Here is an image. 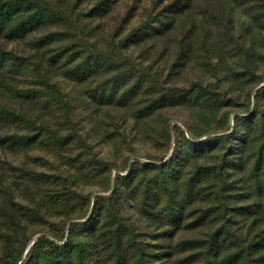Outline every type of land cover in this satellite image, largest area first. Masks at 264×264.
<instances>
[{"label": "trees", "instance_id": "16d2710c", "mask_svg": "<svg viewBox=\"0 0 264 264\" xmlns=\"http://www.w3.org/2000/svg\"><path fill=\"white\" fill-rule=\"evenodd\" d=\"M197 2L0 0V150L74 168L3 176L0 264H264V0ZM194 60L215 80L180 84ZM107 109L121 124L106 137L127 124L155 152L98 156ZM84 174L100 193L77 189ZM48 215L66 219L35 237Z\"/></svg>", "mask_w": 264, "mask_h": 264}, {"label": "rangeland", "instance_id": "374dc122", "mask_svg": "<svg viewBox=\"0 0 264 264\" xmlns=\"http://www.w3.org/2000/svg\"><path fill=\"white\" fill-rule=\"evenodd\" d=\"M205 1L206 0H198L195 7L197 13L203 12L206 9ZM109 21L112 22L113 18H110ZM175 43L176 42L174 38H169L163 45L165 47L168 45L173 46L175 45ZM135 54L138 55L139 52H136ZM142 56L149 57L145 53L142 54ZM195 60L193 62H190L185 71L178 77L177 81L180 84H189L193 80L199 79L205 82H208L209 80H215L213 73L206 67L205 69L201 67V65ZM229 60L232 61V58H230ZM238 86L239 85L235 86L236 88H231V86L228 87V89L230 90L229 96L233 95L236 96V98H240L238 101L239 103L247 102L249 93L248 89H239ZM239 105L241 104H238V106L232 107L230 109H233L232 111L239 110L241 108L239 107ZM108 109L104 113L105 131L89 130L91 135L90 137H88V139L89 141L93 142L94 150L98 156L106 159L111 163L120 164L122 160L126 158V156L133 153H136L138 155H145L150 152H155L154 145L151 142H148V140H144V142L141 139V132H138L137 129H133L127 124H123L124 126L120 128V132H123L125 134V138L127 139L126 141L117 140L115 142H112L110 138L106 137L108 133L107 130L113 129V131H116L117 128L119 129V125L121 124V121L119 120L115 122L118 111H108ZM165 114L171 117L173 123H178L184 126L183 121H185V119L187 118L186 111L173 108L167 110ZM96 133L99 134H97V136H93ZM14 164L25 165L33 169L58 174H66L73 171L74 169L72 164L68 162L67 157L63 156L58 150H48L41 148L37 150H31L28 154H25L24 152L12 153L11 151L0 150V186L3 176L6 177L7 174L13 172V169L11 167ZM3 180L5 182V178ZM77 189L85 194L89 192L100 193L102 186L99 180L92 178L90 174H84L82 175L80 186H77ZM17 193L18 192L16 191V194ZM0 195L3 194L0 192ZM125 211L126 214L130 216L141 229L145 231L148 230V228H146L147 225L145 224V221L140 219V216L137 214L134 207H130L126 204ZM64 219L66 218H64L62 215L46 216V219L43 222L32 228V230L38 231L35 237L39 236L40 232H51V224H61ZM187 235L189 234L183 232L180 234V237H185ZM190 235H198V232L193 231L190 233ZM143 236L150 241L157 242L156 239H154L153 237L151 238L148 234L144 233Z\"/></svg>", "mask_w": 264, "mask_h": 264}]
</instances>
